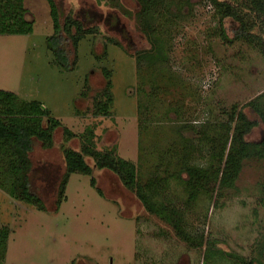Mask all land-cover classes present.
Listing matches in <instances>:
<instances>
[{
  "label": "rangeland",
  "instance_id": "374dc122",
  "mask_svg": "<svg viewBox=\"0 0 264 264\" xmlns=\"http://www.w3.org/2000/svg\"><path fill=\"white\" fill-rule=\"evenodd\" d=\"M63 1L68 14L77 12L84 2L94 3L104 14L118 10L116 0ZM200 1L192 16L168 24L172 40L165 64L137 69L135 58L110 41L127 44L123 35L101 23L97 35H88L79 43L77 67L70 71L56 66L48 50L47 40L54 27L47 0L25 1L34 30L28 35H0V90L15 93L23 101L41 102L77 136L66 142L60 128L52 149L36 144L31 155L36 172L38 167L50 165L52 175L65 173L63 148L80 152L79 137L93 128L96 150L104 153L114 149L119 157L133 161L143 182L156 168L165 178L173 157V150H168L178 140L176 130L187 123L205 122L210 118L208 111L216 112L217 107H243L264 92V57L259 49L253 43L223 42L216 12ZM119 2L133 13L129 17L118 10L133 45L149 49L135 19L138 0ZM256 23L254 33L264 41L259 20ZM230 25L226 20L225 28L232 38ZM104 68L112 73V116L95 117L94 99L106 81ZM138 102L143 106L140 113ZM244 111L251 120L260 122L249 108ZM141 119L150 123L141 126ZM263 134L260 123L248 140L259 141ZM185 135L196 137L191 132ZM86 161L93 168L92 175H71L66 200L58 211L57 188L53 183L49 186L46 173L45 177L43 172L33 174L37 191L46 200V211L18 202L0 189V229L10 230L0 264H203L204 249H190L166 224L146 212L118 176L97 169L91 158ZM53 166L59 170L54 171ZM263 186L264 161L247 162L235 190L228 191L217 204L202 198L186 212L191 232L217 240L230 254L225 261L210 264H239L234 256L248 262L260 258L264 264ZM161 196L176 206L186 201L183 189L173 181Z\"/></svg>",
  "mask_w": 264,
  "mask_h": 264
},
{
  "label": "trees",
  "instance_id": "16d2710c",
  "mask_svg": "<svg viewBox=\"0 0 264 264\" xmlns=\"http://www.w3.org/2000/svg\"><path fill=\"white\" fill-rule=\"evenodd\" d=\"M25 1L0 0V35H28L33 32L34 22L28 18L29 11ZM197 1L201 4L200 0H138L140 9L135 14V19L139 31L150 44L149 49L139 50L133 45L134 41L122 23L118 10L129 17H132L133 13L125 9L119 0H116L117 12L108 14L102 13L97 5L89 2H84L77 12L68 14L63 0H47L54 27V33L47 40L48 50L56 66L62 70H73L78 63L79 43L88 35H97L99 25L104 23L109 30L123 35V40L127 44L112 39L110 41L124 48L135 58L137 69L143 65L152 68L157 64H165L168 61L167 45L172 40V30L169 26L180 18L192 16ZM203 1L204 5L216 12L218 35L223 42L228 45L253 43L264 57V41L254 33L257 20L260 32L264 33V0H235V4L221 0ZM186 8L188 10L184 15ZM226 20L231 23L229 28L232 38L225 28ZM102 71L106 80L105 86L94 99L93 115L111 117L112 73L105 68ZM89 90L90 87L84 97L88 96ZM142 108V104L138 102V113ZM244 108H249L260 122L251 120ZM208 115L210 118L203 123L197 125L187 123L176 130L178 140L168 150H173V157L166 167L165 178L160 177V170L156 168L143 182L138 165L133 161L119 157L114 149L104 153L96 150L93 128H88L79 137L82 142L80 152L63 148L65 173L59 171L52 175L50 165L38 167L36 172L31 159L36 144L39 143L43 149H52L55 134L60 128H63L66 142L77 136L63 127L59 120L53 118L41 102L23 101L15 93L0 90V189L18 202L46 211L48 208L46 200L38 193L33 180L35 172H43L42 176L46 173L49 186L54 184L57 188L56 211H58L66 200V189L71 175L76 173L92 175L93 168L86 161V158H91L97 169L108 170L118 176L125 189L135 195L146 212L166 224L178 239L188 244L190 249H204L203 264H210L216 260L217 263L225 261L230 254L218 246L217 240L205 239L203 234L191 232L185 214L202 198L208 200L209 204L212 201L217 204L228 191L236 189L237 181L247 162L264 161V134L259 141L248 140L254 128L260 123L264 126V92L243 107L238 104L230 108L220 106L216 112L208 111ZM146 123L149 124V120L141 119V126H145ZM188 132L196 137L187 138L185 133ZM53 169L59 170L54 166ZM171 181L184 191L186 201L183 206H176L161 199L162 193L168 189ZM91 182L94 187L95 179ZM261 205L264 207V196ZM9 236V229H0V259L4 258ZM234 257L239 260V264H263L260 258L248 262L243 257Z\"/></svg>",
  "mask_w": 264,
  "mask_h": 264
}]
</instances>
